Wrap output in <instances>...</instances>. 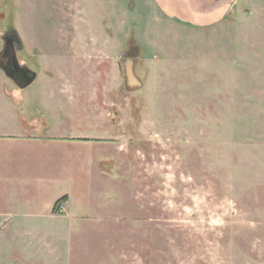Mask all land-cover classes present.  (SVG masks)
<instances>
[{
  "label": "rangeland",
  "instance_id": "rangeland-1",
  "mask_svg": "<svg viewBox=\"0 0 264 264\" xmlns=\"http://www.w3.org/2000/svg\"><path fill=\"white\" fill-rule=\"evenodd\" d=\"M69 6L0 0V48L15 30L38 75L19 88L0 69V136H76L73 153L5 148L13 189L42 179V202L72 198L55 220L0 226V264H264V0L211 24L179 20V0L174 16L151 0H84L78 26L95 34L78 52Z\"/></svg>",
  "mask_w": 264,
  "mask_h": 264
},
{
  "label": "crops",
  "instance_id": "crops-1",
  "mask_svg": "<svg viewBox=\"0 0 264 264\" xmlns=\"http://www.w3.org/2000/svg\"><path fill=\"white\" fill-rule=\"evenodd\" d=\"M71 4L70 12H66V17L71 20L72 27H66L64 29V33L67 35H78V39L73 41L72 46L73 50L78 52L80 50L88 51L90 48L87 43V37L89 35H94L95 32L87 31L81 32L80 27L78 26V22L81 19L87 17L89 11L81 8L80 4L84 2V0H68ZM183 2V11L181 10V14L176 15L179 20H185L184 14H189L190 16V24L200 22V24H211L218 19L224 18L225 14L233 11V7L237 0H179ZM152 3L158 5V8L162 9L165 14L170 13V8L175 6V2L177 0H151ZM63 9V8H62ZM182 15V16H181ZM171 16H174L173 14ZM182 18V19H181ZM201 20V21H200ZM197 24V23H196ZM71 28V29H70ZM79 36H85L83 42L81 44V38ZM83 47H81V45ZM94 50V48H93ZM90 55L86 60H90ZM67 60V59H66ZM62 78L65 76L62 75ZM69 91H61L59 93L60 98L67 99V105L74 107V98L70 97ZM56 99L58 96L55 97ZM36 127V125L34 126ZM63 125L60 128L51 127L47 131L54 133L50 135H41L39 132L44 131L43 128L37 126L35 129H29L24 131V133H19L17 135H8V136H0V226H10L11 223L8 221H13L17 217L21 216V212H25L27 215H42L49 217L55 220L56 213L54 212L55 203L63 198L67 197V201H70L72 196L67 192H60L53 197L51 200L41 201V194L43 188H45V184L42 179L31 182L28 181H20L19 189H13L14 182L10 179L8 171H9V158L14 159V155H6L5 148L9 145H13L14 147L23 146L28 149L32 153L41 152L43 149L46 150L50 148L52 145L54 148L61 147L60 145L65 146L66 150L69 152H74V145L76 143V136L74 134H66L60 135L55 133H61L60 131L63 129ZM43 129V130H42ZM62 146V147H63ZM2 148H4L2 150ZM30 152V153H31ZM32 159H38L39 155L30 156ZM14 161V160H13ZM17 186V183H15ZM64 202V203H65ZM43 204V207L41 206ZM39 207H42L44 210L43 214L35 213V210H39Z\"/></svg>",
  "mask_w": 264,
  "mask_h": 264
},
{
  "label": "flooded vegetation",
  "instance_id": "flooded-vegetation-1",
  "mask_svg": "<svg viewBox=\"0 0 264 264\" xmlns=\"http://www.w3.org/2000/svg\"><path fill=\"white\" fill-rule=\"evenodd\" d=\"M22 43L19 40V37L13 30H9L6 32L2 37V46L0 48V69L5 73L4 70L8 72L10 75L7 76L14 82L17 86H23L26 82H28L29 71L31 70L28 68L26 64L16 63L17 58V48L21 47ZM19 60V59H18ZM33 71V70H31ZM38 75L36 76V78ZM129 81V78L127 77ZM129 84V82L127 83ZM30 86V85H29Z\"/></svg>",
  "mask_w": 264,
  "mask_h": 264
},
{
  "label": "water",
  "instance_id": "water-1",
  "mask_svg": "<svg viewBox=\"0 0 264 264\" xmlns=\"http://www.w3.org/2000/svg\"><path fill=\"white\" fill-rule=\"evenodd\" d=\"M13 31L17 34V32L15 30H13ZM17 36H18V34H17ZM19 40L21 42V39L20 38H19ZM16 63L17 64H20L19 63V60H18V57L16 58ZM4 71H5L6 75L10 77V75L8 74V72L6 70H4ZM29 72H30L29 73V76H31V78L29 77L28 82H26L23 86H21V85L18 86L19 88H26V87H28L29 85H31L36 80L37 74L34 71H31V70ZM127 77L129 78V81L127 80V83L129 82V85L130 86H136V87H140L141 86L140 81L138 80V78H136L133 75V72L131 71V69L128 70Z\"/></svg>",
  "mask_w": 264,
  "mask_h": 264
},
{
  "label": "trees",
  "instance_id": "trees-1",
  "mask_svg": "<svg viewBox=\"0 0 264 264\" xmlns=\"http://www.w3.org/2000/svg\"><path fill=\"white\" fill-rule=\"evenodd\" d=\"M66 200H67V197L65 196V197L59 199V200L55 203V206H54V212H55V213H57V211H58L60 205H61L63 202H65Z\"/></svg>",
  "mask_w": 264,
  "mask_h": 264
}]
</instances>
